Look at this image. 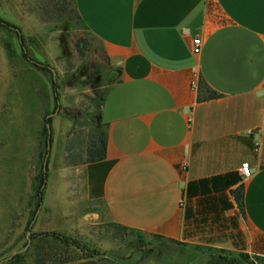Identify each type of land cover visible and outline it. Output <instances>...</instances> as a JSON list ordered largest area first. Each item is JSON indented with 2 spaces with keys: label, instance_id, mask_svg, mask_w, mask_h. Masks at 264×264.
<instances>
[{
  "label": "crops",
  "instance_id": "crops-1",
  "mask_svg": "<svg viewBox=\"0 0 264 264\" xmlns=\"http://www.w3.org/2000/svg\"><path fill=\"white\" fill-rule=\"evenodd\" d=\"M75 7L119 67L101 105L106 156L66 164L67 137L56 130L60 149L49 152L39 227L54 216L66 223L78 181L82 201L101 202L115 223L264 256V0H75ZM200 76L221 97L197 102L191 82ZM54 134L53 125L51 144ZM244 162L253 169L246 180ZM241 182L243 214L231 195Z\"/></svg>",
  "mask_w": 264,
  "mask_h": 264
},
{
  "label": "rangeland",
  "instance_id": "rangeland-1",
  "mask_svg": "<svg viewBox=\"0 0 264 264\" xmlns=\"http://www.w3.org/2000/svg\"><path fill=\"white\" fill-rule=\"evenodd\" d=\"M38 2L0 0V17L19 27L29 39L30 56L51 71L33 68L23 79L20 64L9 63L0 43V259L21 254L29 246L27 226L42 149L37 130L43 116L47 118L57 109L51 117V132L53 125L55 128L50 149L53 158L60 149L56 130L64 131L66 137L71 134L81 139L87 135L90 116L97 112V103L119 75V67L84 25L73 19L64 30L59 21L38 15ZM9 29L0 26V38H11L18 48L17 38ZM74 182L71 197L76 201L70 204L66 223L54 216L51 226L40 228L39 212L31 232L65 234L125 264L205 263V258L190 247L182 250L150 233L140 232L133 243L134 234L108 219L101 202L82 201L80 182ZM25 262L31 264L32 260L27 257Z\"/></svg>",
  "mask_w": 264,
  "mask_h": 264
},
{
  "label": "trees",
  "instance_id": "trees-1",
  "mask_svg": "<svg viewBox=\"0 0 264 264\" xmlns=\"http://www.w3.org/2000/svg\"><path fill=\"white\" fill-rule=\"evenodd\" d=\"M38 15L41 18L52 19L59 21L61 27L67 30L74 19L76 22L83 24L76 7L75 0H40L38 2ZM0 26L3 28H10L18 41V48L14 45L12 39L0 38V43L4 49L7 60L10 64L19 63L22 70V78H26L30 70L37 69L50 74V69L42 65L35 57L30 56L32 47L28 44L27 38L21 33L19 27L11 22L0 17ZM86 28V27H85ZM9 29V30H10ZM32 44L34 39L30 41ZM53 89H55L54 81H51ZM197 102L207 101L221 97V94L212 89L202 76L198 79L197 85ZM24 94H27L24 93ZM105 93L102 96L101 103H97V112L92 114L89 118L90 129L87 135L81 139L67 135L65 144L64 160L68 165H79L84 163L96 162L105 158L106 145L108 139V130L106 123L101 117V105ZM57 97H54L56 101ZM48 114V111H45ZM50 125L51 118L43 116V121L40 131L37 130V140L42 145L39 153L40 169L36 176L34 184V204L29 212L28 225L32 221L34 214L43 200L44 189L41 186L44 181L43 176V161L47 153V139L52 142V132L48 133L47 125ZM48 163L46 167L47 180ZM220 178H213L211 181L214 184ZM240 180V176H233L231 181L236 182ZM231 195L237 204L240 213H244V184L239 183L231 190ZM123 230H129L134 235L132 242L138 241L137 237L140 231L118 224ZM28 228V226H27ZM153 237L159 241H167L180 249L190 247L192 251L198 252L205 258L204 264H264V256L257 254H249L244 251H235L223 248H215L210 246L188 244L172 239L165 238L160 235L153 234ZM30 242L28 248L23 252L14 255L7 260L6 264H26L25 259L28 257L32 260L31 264H125L118 258L109 256L104 252H100L95 248H90L82 244L78 240L56 231L46 232H31L29 235ZM192 260L186 264H190Z\"/></svg>",
  "mask_w": 264,
  "mask_h": 264
},
{
  "label": "water",
  "instance_id": "water-1",
  "mask_svg": "<svg viewBox=\"0 0 264 264\" xmlns=\"http://www.w3.org/2000/svg\"><path fill=\"white\" fill-rule=\"evenodd\" d=\"M57 113V109L51 113L50 115L47 116V118H51L52 116H54L55 114ZM48 127V133L50 134L51 132V129H50V125L48 124L47 125ZM255 138H257V135H255ZM50 148H51V143H50V140L49 138L47 139V153L44 157V161H43V176H44V181H43V184L41 186V189H43L45 186H46V167H47V163H48V157H49V152H50ZM253 171V169L251 168V172ZM41 207H42V200L40 201V204L34 214V217L32 219V221L29 223L28 225V228H27V233L30 234L31 232V227L34 223V221L36 220L37 216H38V213L40 212L41 210ZM28 240V243L30 242V238L27 239ZM12 256H9V257H6V258H3V259H0V264L9 260Z\"/></svg>",
  "mask_w": 264,
  "mask_h": 264
},
{
  "label": "built area",
  "instance_id": "built-area-1",
  "mask_svg": "<svg viewBox=\"0 0 264 264\" xmlns=\"http://www.w3.org/2000/svg\"><path fill=\"white\" fill-rule=\"evenodd\" d=\"M201 46H202V40L199 36H195L192 40H191V50L194 54H198L201 51ZM197 85H198V81L194 80L191 82V88L194 90H197ZM251 134V133H250ZM239 173L241 176L242 180H246L250 177L251 175V167L247 162H244L241 164L240 169H239Z\"/></svg>",
  "mask_w": 264,
  "mask_h": 264
}]
</instances>
